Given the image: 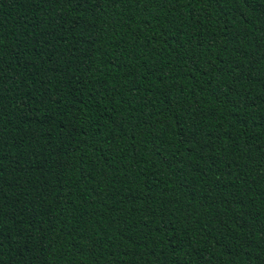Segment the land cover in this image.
I'll list each match as a JSON object with an SVG mask.
<instances>
[{"label":"trees","instance_id":"1","mask_svg":"<svg viewBox=\"0 0 264 264\" xmlns=\"http://www.w3.org/2000/svg\"><path fill=\"white\" fill-rule=\"evenodd\" d=\"M0 264H264V0H0Z\"/></svg>","mask_w":264,"mask_h":264}]
</instances>
